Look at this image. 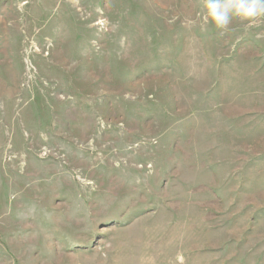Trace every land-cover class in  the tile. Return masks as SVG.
<instances>
[{
  "label": "rangeland",
  "instance_id": "374dc122",
  "mask_svg": "<svg viewBox=\"0 0 264 264\" xmlns=\"http://www.w3.org/2000/svg\"><path fill=\"white\" fill-rule=\"evenodd\" d=\"M204 0H0V264H264V20Z\"/></svg>",
  "mask_w": 264,
  "mask_h": 264
},
{
  "label": "clouds",
  "instance_id": "9594fccd",
  "mask_svg": "<svg viewBox=\"0 0 264 264\" xmlns=\"http://www.w3.org/2000/svg\"><path fill=\"white\" fill-rule=\"evenodd\" d=\"M200 14L216 29L228 30L234 19L252 27L264 20V0H204Z\"/></svg>",
  "mask_w": 264,
  "mask_h": 264
}]
</instances>
